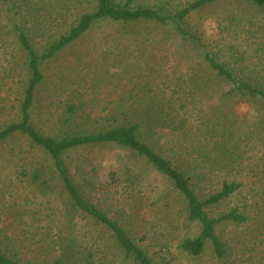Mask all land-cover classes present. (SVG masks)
I'll list each match as a JSON object with an SVG mask.
<instances>
[{
	"label": "rangeland",
	"instance_id": "1",
	"mask_svg": "<svg viewBox=\"0 0 264 264\" xmlns=\"http://www.w3.org/2000/svg\"><path fill=\"white\" fill-rule=\"evenodd\" d=\"M192 1L133 0L134 5L173 8ZM96 4L97 0H0V126L18 120L27 81L25 54L17 44L16 32L23 30L34 49L42 52ZM186 27L240 79L264 85L263 12L244 0H225L192 13ZM161 37L146 26L95 25L43 66L45 80L31 112L35 128L45 135L59 136L63 112L73 97L83 105L79 129H94L91 120L105 117L130 101L141 102L146 99L142 98L144 93L155 92L151 99L160 100L164 73L174 70ZM232 109L236 154L230 162L218 159L211 138L204 141L195 128L190 134L191 158L200 174L195 180L198 196L217 192L223 181L242 185L231 197L206 210L211 218L231 209L247 218L244 224L216 227L227 251L220 263L209 243L196 258L179 249L181 241L197 236L200 228L186 220V203L171 183L135 154L115 145L98 146L71 153L67 166L75 181L79 168L94 167L100 178L97 182L103 185L97 186V194L82 190L85 197L119 223L153 264H264V108L255 101L238 100ZM145 141L168 159L176 152L183 156L188 145L158 130ZM205 142L206 149L199 151ZM26 144L20 137L0 144V249L23 264H50L53 254L38 246L40 235L54 233L51 226L16 219L26 201L31 204L29 209H34L36 198L33 188L12 176V166L21 164L17 157ZM202 152L206 164L200 157ZM10 193H14V201L9 207ZM75 221V230L87 238L84 245L92 246L94 264H133L104 228L78 218Z\"/></svg>",
	"mask_w": 264,
	"mask_h": 264
},
{
	"label": "trees",
	"instance_id": "2",
	"mask_svg": "<svg viewBox=\"0 0 264 264\" xmlns=\"http://www.w3.org/2000/svg\"><path fill=\"white\" fill-rule=\"evenodd\" d=\"M221 1L225 0H194L173 8L167 5L139 6L134 5L133 0H97L93 11L82 14L66 33L42 52L34 49L23 30L16 32L17 44L25 54L27 81L19 104L20 116L17 121L0 126V144L14 137L23 138L27 143L17 157L21 164L12 166V176L33 188L36 198L34 209L30 210L31 204L24 197L26 203L17 211L16 219L25 224L51 226L54 233L40 235L38 246L39 249L48 248L44 253L53 254L50 264H94L92 246L84 245L87 238L80 230H75L76 218L104 228L114 238L125 258L133 264H153L119 223L85 197L83 191L97 194V186L103 185L97 182L100 178L94 167L82 171L79 168L75 181L67 166L66 160L71 153L79 154L105 145H115L135 154L165 177L183 198L186 220L200 228L197 236L181 241L179 249L183 253L199 257L209 243L218 263L225 258L226 247L216 234V227L227 223L244 224L247 218L236 209L211 218L206 210L231 197L242 185L223 181L217 192L198 196L195 180L200 178V174L191 158L190 134L195 128L204 141L208 142L211 138L218 159L230 162L236 154V116L232 106L238 100H246L258 102L264 108V85L240 79L186 27V19L192 13ZM244 1L264 13V0ZM100 23L123 27L146 26L153 33L159 32L164 49L172 57L170 64L174 69L164 73L159 94L161 99H151L155 92L144 93L142 98L146 99L141 102L130 101L115 107L105 117L91 120L94 129H79L77 122L83 105L73 97L63 112V130L59 136L41 133L32 123L31 112L36 93L45 80L43 66ZM156 130L168 132L177 141L185 140L188 144L183 149L185 154L182 156L176 152L173 159H168L157 153L145 141L146 136L154 135ZM207 142L202 143L199 151L206 149ZM199 154L203 164H206L205 153ZM7 197L10 207L14 193ZM0 264L23 263L16 260L15 255H7L0 249Z\"/></svg>",
	"mask_w": 264,
	"mask_h": 264
}]
</instances>
